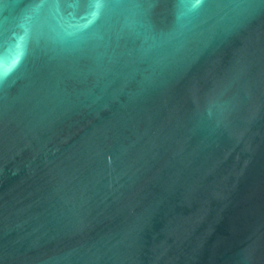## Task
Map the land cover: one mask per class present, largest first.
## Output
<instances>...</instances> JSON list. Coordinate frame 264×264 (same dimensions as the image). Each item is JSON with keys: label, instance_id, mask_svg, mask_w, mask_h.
Instances as JSON below:
<instances>
[{"label": "water", "instance_id": "95a60500", "mask_svg": "<svg viewBox=\"0 0 264 264\" xmlns=\"http://www.w3.org/2000/svg\"><path fill=\"white\" fill-rule=\"evenodd\" d=\"M0 264H264V0H0Z\"/></svg>", "mask_w": 264, "mask_h": 264}, {"label": "snow or ice", "instance_id": "6c2138e0", "mask_svg": "<svg viewBox=\"0 0 264 264\" xmlns=\"http://www.w3.org/2000/svg\"><path fill=\"white\" fill-rule=\"evenodd\" d=\"M84 3L88 5L89 16L94 18L98 15L102 0H84Z\"/></svg>", "mask_w": 264, "mask_h": 264}]
</instances>
